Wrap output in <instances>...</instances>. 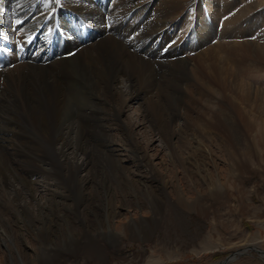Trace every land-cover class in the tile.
<instances>
[{
  "label": "bare ground",
  "instance_id": "1",
  "mask_svg": "<svg viewBox=\"0 0 264 264\" xmlns=\"http://www.w3.org/2000/svg\"><path fill=\"white\" fill-rule=\"evenodd\" d=\"M149 1L0 0V48L6 47L14 52L12 55L9 53L5 63V66L13 63L14 66L8 70H0V158L9 161V154H18L17 146L24 149V169L21 168L23 175L18 177L28 180H24L23 190L10 180L8 184L15 192L18 203H22L35 224V228H32L27 219L19 215L15 220L22 219V223L28 227L26 226L24 235L19 232L16 235L23 240L25 236L26 239L37 241L41 255L36 252L33 255L41 261H44V253L50 254L59 248L56 241L62 243L61 246L66 251L74 252L80 247L78 250L86 255L100 259L101 255L98 254L95 243L115 240L119 231L114 229V221L120 217L126 222L121 226L120 233L127 237L129 235L133 238L140 233L147 236L148 232L157 230L158 222L162 218L155 198L148 199L147 202L150 222L142 217L134 219L131 212L120 213L114 202V190H107L105 186L103 200L100 201L102 212L90 211L98 221L99 230H90L91 227L85 224L83 216H86L87 208H84V204L87 200L84 192L88 178L90 175L103 176L100 168L105 166L113 167V176L114 168L123 171L121 180L132 190L134 196L146 193L150 198L154 194L153 190L158 189L167 202L174 223L182 226L185 214L182 210H175L174 206L185 207L183 190L178 191L177 201L170 205L166 182L158 180L161 182L160 186L152 187L146 180L128 176L122 160L118 158L119 149L113 146L106 130L110 129L109 122L113 117L124 120L125 125L122 128L126 130L127 139L133 143L134 157L131 159L141 165L146 163L150 173H154L159 163L150 154L155 152V139L164 138L168 133L164 126L169 131L174 129L171 113H190L191 101L184 98L189 97L188 90L194 93L193 97H197L204 96V92L213 87L211 78L204 71H208L210 76L213 75L215 83L224 89L231 102L229 107L237 108L243 118L245 117L246 130L252 141L245 149L241 148L240 137L234 132L233 122L225 120L227 139L218 140L222 144L229 142L238 158L227 156L229 174L224 184L219 176L204 184L211 195L208 197H221L223 189L229 192L234 188L229 180L238 177L241 171L250 167L248 162L253 159V150L259 163L261 154L264 155V89L253 87L246 78L253 67L248 70L247 65H243L240 71L239 65L233 60L235 49L223 45L221 40L216 41L218 35L223 39L229 32L243 34L251 30L264 15L248 20L245 26L234 27L238 20L237 9L239 10L240 1L207 0L213 18L210 27L215 24L218 26L219 22H222L223 27L218 32L213 29L202 31L197 54H189L192 57H187L184 53L180 54L182 45L178 47V42L175 44L178 50L172 44L171 27L174 26L173 20L180 14L167 11L168 0H155L152 8L147 3ZM181 21L183 20L180 17L179 24ZM83 32L88 33L86 40L82 39ZM194 38L197 39L195 35ZM212 38L214 46H206L204 43ZM251 41L244 40L237 47L247 46V49H242L246 56L252 54L254 58L264 61V47L258 46V41ZM232 42L229 43L234 45ZM51 44H56L57 52L59 51L52 56L46 53ZM193 44L195 48V40ZM21 49L24 52L19 62L17 56ZM193 60L196 61L194 66L191 64ZM134 105L138 109L132 116L129 111ZM167 142L174 154V163L191 168L197 173L202 171L204 176L211 175L210 164L198 158L200 156L196 153L199 150L197 147L190 146L193 149L192 154L183 158V153L176 146L180 140L176 141L170 134ZM138 147L140 152H134ZM92 156L97 163L91 160ZM37 171L47 187L50 185L49 179L65 190L72 184L77 194V200L73 201L76 207L73 208L71 201L66 204L49 196L63 197L61 192L47 190L49 193L45 195L34 187L38 185L35 181ZM26 191L31 197L26 195L28 200L23 197ZM44 193L47 192L44 190ZM200 203L204 205L203 201ZM140 206L136 204L135 209L138 212ZM60 207H64L76 220L81 221L80 228L77 227L75 219L61 212ZM13 210L18 211L16 206ZM0 224L10 226L15 223L12 218L0 215ZM117 225L120 226V223ZM139 230L141 231L138 233ZM93 231L94 237L88 239ZM73 235L81 240L75 239ZM6 236L10 239L9 235ZM23 252L13 246L8 258L4 260L8 261L5 264H24L27 255ZM52 255L55 256L53 253ZM0 264L4 263L0 261Z\"/></svg>",
  "mask_w": 264,
  "mask_h": 264
},
{
  "label": "rangeland",
  "instance_id": "2",
  "mask_svg": "<svg viewBox=\"0 0 264 264\" xmlns=\"http://www.w3.org/2000/svg\"><path fill=\"white\" fill-rule=\"evenodd\" d=\"M168 1L167 11L172 12V14H181L183 10H185V7L194 0ZM228 1L233 2L235 0ZM239 1L240 7L239 10L237 9V13L239 11L237 14L238 20H236L234 27L240 25L245 26V24L249 22L248 20L251 21L255 19L257 15H264V0ZM154 2L155 0H150L147 3L149 7L152 8ZM197 6L199 14H197L195 20V31L189 36L188 42L186 40L181 44L183 50L181 48L179 50L178 47L181 46L180 44H178V47H176L175 44L187 30L189 21L187 22L185 19L186 17H181V14L179 17H181L183 21L179 24V21L176 23L174 19V26L172 25L173 28L171 27L172 44L174 48L178 49L180 54L184 53L187 57H192L190 56L191 54H197V50L201 45L202 31L205 32L208 29H213L218 32L223 27L222 22H219L218 26L215 24L216 27L215 25H211L210 27V22L213 23V18L207 0H198ZM204 10L208 11V19L206 18L207 16L204 17ZM129 16L130 15H128V17ZM248 17H250V19H248ZM184 19L186 21H184ZM263 22L264 18L261 17L251 30L243 34H230L229 32L223 39H220L222 37L219 35L216 36V41L221 40L223 45L225 44V46L228 45V48L232 47L235 49L233 60L239 65L238 69L240 71L243 65H245V67L247 65L246 68H248V70L253 67V69L249 70L250 75L246 78L253 87L259 89H264V61L254 58L252 54L246 56L242 49H247L248 47H237V45L244 40H252L251 42L258 41L257 45L264 47V25H261ZM194 33L197 39L193 37ZM229 35L233 37L230 38ZM214 37L215 35H213V38ZM213 38L204 44L206 46H214ZM192 40H195V48ZM230 41H233L234 43H232L234 45L229 43ZM241 62L245 63L242 64ZM191 64L194 66L196 61H191ZM256 67H258V69H255ZM244 71H246V69H244ZM203 73L209 75L213 87L204 92V96L197 97L196 95L193 97L192 94L194 93L188 90L189 92L187 93H189V97L184 98L191 101L190 113H179V115L178 113H171L173 117L171 123L173 124L174 122L175 124V126H173L174 129L169 131V128L166 129L164 126V129L168 133L164 135V138L160 137L159 140L156 137L155 152L150 154L152 155L150 157H154L155 162L159 163L154 173L153 171L150 173L146 163L141 165L131 159L134 157L132 152L133 143L127 139L126 130L122 128L124 120L113 117L109 122L110 129L106 130L113 142V146L115 145L116 148L119 149L118 158L122 160L123 168L128 176L133 179L141 178L146 180L152 187L160 186L161 182L158 180H162L164 183L166 182L170 205L173 204L172 202L177 201L178 191L183 190L182 193L186 203L185 207L179 208L176 205L174 206L175 210H182L185 214L184 222L181 227L174 223L175 221L169 213L170 210L167 207V202L162 198L160 195L161 193L157 191L158 189L153 190L154 194H151L150 198L146 193H138L137 196H134L132 190L121 180V176L124 174L122 173L123 171L121 172L119 168L116 170L114 168L115 177L111 174L113 167L110 168L109 166H105L104 168H100V172L104 174L103 176L90 175L88 178V185L84 192L87 200V203L84 204V208H87L86 216H83L85 224L91 227L90 230H99L98 221L94 219L90 211H96L97 213L102 212V210H100L102 208L100 201L103 200V187L105 186L107 190H114L112 191L114 202L120 213H125L127 211L131 212L134 219L142 217L150 222L149 218L151 215L147 209V202L151 198H155L156 204L158 203L157 205L160 207L159 215L162 218V220L158 222L157 230L152 231V233L148 232L147 236H142L140 233V235L136 234L133 238H130L129 235L127 237L120 233L121 226L126 223L123 222V217H120L114 221V229L119 231V235L115 237V240L110 242L107 240L98 241V243H95V245L97 244L96 249L99 252L98 254L101 255L100 259H96L95 256L86 255L81 250H78L80 247H77V251L74 252L66 251L63 249L64 246H61L63 244L56 241V246L59 248L55 249V251L50 254L44 253L45 255L43 254L42 256L44 261H41L39 257L33 255V252L38 253L39 256L41 255L36 244L37 241L34 242L31 239H26L27 237L25 236L23 240L22 237L16 235L18 232L24 235L26 233L24 232L26 231L25 228L28 227L27 224L26 227L25 224L22 223V219H19V221L15 220L17 217L19 218V215L24 216L28 224H30L32 228H35L33 218L28 215V211H25L22 203L21 205L18 203L19 201L15 196V192L8 184L10 180L15 186L23 190V182L28 180L26 178H22L23 180H21V177H18L20 174L23 175L21 168L24 169L22 163L24 149L17 146L18 154H9L7 157L9 161L0 158V215L12 218L13 223H15L10 226L0 224V261L4 264L5 262L8 263V261L4 260L8 258V253L14 246L20 252H26L27 256L24 258V264H264V155L261 154L262 158L259 163L257 160L258 156L255 155V151L253 150L251 154L253 159L248 162L250 167L245 171H241L238 177L235 176L230 178L229 181L233 183L234 188L229 192L223 189L221 197L214 196L213 199L208 197L210 194L204 184H207L210 179H214L216 176L221 177V182L224 184V182L228 180L229 174L228 157L231 155L236 159L238 158L236 156L237 154L233 151V146L229 145V142L222 144L218 140L219 138L227 139L225 137V120L229 119L230 122H233L234 132L240 137L241 148L245 149L248 145H251L252 141L246 130L245 117L243 118L237 108L231 109L229 107L231 102L226 96L224 89L222 90L221 87L215 83L216 81L213 79V75L210 76L208 71H204ZM163 101L166 102L165 99H163ZM136 109L138 108H136L135 105L132 106L129 114L134 116L136 113L135 111H137ZM5 112L6 111H4V113ZM7 114L10 115V113ZM1 124L0 122V125ZM170 134L174 136L176 141L180 140V142L176 143V146L183 153V158L192 154L193 149H191L190 146L194 148L197 147L199 150H197L196 153L200 156L198 158H201L200 160H203L208 165L210 164L209 174L211 175L204 176L202 171L197 173L191 168H184L176 162L175 164L174 154H172L169 143L167 142ZM142 136L144 138V135ZM145 143L146 141L143 142V144ZM260 149L261 148H259V150ZM134 152L139 153V147L137 150H134ZM12 159H16V161H11ZM95 159L96 158L92 156L91 160L97 163ZM10 164L12 165L10 166ZM173 164L176 166H173ZM251 164H254L256 167L258 166V168H253ZM37 173L38 175L36 174L37 177L35 181L38 185L34 187H37L41 193L48 195L49 192L47 190L56 191L58 193L61 192L63 197L49 196L56 201L66 202V204H69L70 201L72 203L74 200H77V194L72 184L69 189L66 188V191L64 188L56 185L54 180L49 179L48 183L50 185L47 187L44 185L46 182H43L40 172L37 171ZM100 182L103 183L101 184ZM43 189L47 193H44ZM28 194V191L23 193L24 199H27L26 195ZM28 198L31 197L28 195ZM125 201L128 202L125 204ZM201 201H203L204 205L200 203ZM136 204L139 206L141 205L139 212L135 209ZM15 206L19 212L13 210ZM74 207H76V204L73 202V208ZM60 208L62 213L75 219L77 227L80 228L81 221L76 220V217L73 214L71 215L67 210H64V207ZM135 215H138V217H135ZM117 223H120V226L117 225ZM94 231L88 235V239L94 237ZM140 231L141 230H139L138 233ZM4 233L9 235L10 239H7ZM73 236L75 239L81 240L80 237ZM75 244L77 245L76 242ZM52 253L55 256H53Z\"/></svg>",
  "mask_w": 264,
  "mask_h": 264
}]
</instances>
